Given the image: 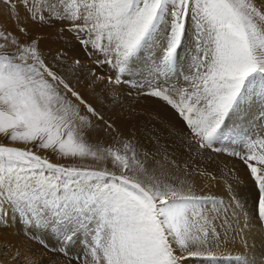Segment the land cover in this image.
<instances>
[{"label": "snow or ice", "instance_id": "obj_1", "mask_svg": "<svg viewBox=\"0 0 264 264\" xmlns=\"http://www.w3.org/2000/svg\"><path fill=\"white\" fill-rule=\"evenodd\" d=\"M41 8L87 37L81 43L103 56L98 63L118 73L110 83L146 72L144 83L128 82L147 85V95L171 105L199 149L243 143L264 221V133L254 132L257 122L264 128V3L40 0L31 4L33 19H43L35 15ZM189 39L185 70L179 53ZM0 40V136L23 145L0 143V218L10 209L62 245L83 235L89 264H218L206 207L214 198L199 195L188 174L148 167L130 140L116 142L122 147L91 143L93 122L80 105L104 117L44 62L37 42L12 39L10 53L9 35L0 31ZM174 77L187 86L169 84ZM28 145L66 160L110 161L112 168L54 163ZM228 259L248 264L243 256Z\"/></svg>", "mask_w": 264, "mask_h": 264}, {"label": "rangeland", "instance_id": "obj_2", "mask_svg": "<svg viewBox=\"0 0 264 264\" xmlns=\"http://www.w3.org/2000/svg\"><path fill=\"white\" fill-rule=\"evenodd\" d=\"M33 2L39 3L40 0H11L10 3L0 0V31L9 35L7 51L16 52V45L11 44L12 39H17L22 44L37 42L44 62L104 117L99 120L88 113L84 105H80L82 114L88 115L92 122L97 120L104 127L107 137L112 139L111 146L122 147V144L116 142L130 140L148 167L159 168L163 164L167 170L181 178L188 174L187 179L199 195L214 198L215 202H209L206 207L209 209L207 215L210 227L218 234L212 246V251L218 257V264H234V259L229 260L228 257L236 256L246 257L248 264H264V221L257 217L260 193L250 170L241 159L242 155L247 154L243 143L226 142L219 146L222 151L199 149L192 141L185 122L171 105L158 97L147 95V85L136 88L128 82L144 83L146 72L140 77L122 76L123 82L120 84L110 83L109 78L114 81L118 73L110 65L98 63L103 60V56L90 45L85 47L81 43V39L87 37L81 33L78 38L77 33L72 30L73 22L51 16L47 8H41L35 13L43 19H33ZM256 2L259 7L264 0ZM4 42L0 40V43ZM192 48L193 43L189 39L179 53L181 67L185 70ZM169 84H174L177 88L187 86L182 77H174ZM68 95L74 103H79L75 97ZM169 95L177 98L173 91H169ZM142 101L157 103L152 106L143 104ZM113 108L117 112L125 111V120L130 121L127 125L131 128L124 124L126 126L123 128L127 127V130L115 129L108 118L112 115L109 110ZM109 124L112 127L109 128ZM254 132L257 135L262 134L264 128L257 122L254 124ZM0 143L23 147L12 145L3 136H0ZM28 147L54 163L92 168L107 166L110 170L112 168L110 161L94 166L86 165L77 160H66L48 150L36 149L32 145ZM4 211L6 215L0 218V237L6 234L22 241L24 245L28 244L26 246L33 251V256L41 254L42 259L45 254L47 257L51 256L55 261L51 264H89L90 257L86 253L83 235L77 237L71 245H62L61 240L50 230H38L28 225L18 213L14 214L7 208ZM6 244L0 241V257L3 255L1 258L5 259L15 256V253L8 251ZM17 261L18 264H30L20 263L18 258ZM0 264L10 262L7 259L0 261ZM42 264L50 263L43 261ZM188 264L198 262L190 260Z\"/></svg>", "mask_w": 264, "mask_h": 264}, {"label": "bare ground", "instance_id": "obj_3", "mask_svg": "<svg viewBox=\"0 0 264 264\" xmlns=\"http://www.w3.org/2000/svg\"><path fill=\"white\" fill-rule=\"evenodd\" d=\"M142 103L143 104H150V105L153 106L157 102L151 104V103H149L147 101H142ZM109 113L112 114V115H109L108 118L111 120V122L113 123V125H114V127H115V129L117 131L119 129H122L123 127H125L127 125V123L128 124L130 123V121L125 120V115H124L125 111H123V110L117 112V109L116 108L115 109L113 108V109L109 110ZM96 121L97 120H95V122H93V129L90 131V135H89L90 142L93 143V144H100V145L105 146V147L111 146L112 145V139L107 137V134H106V131L104 130V127L101 126L100 124H98L97 123L98 121L97 122ZM124 124H126V125H124ZM131 124L133 125L132 122H131ZM133 127L136 128L135 125ZM128 128H131V126H128ZM124 130H127V127ZM124 130L122 132L123 136L125 135ZM77 162H80V163H83V164H86V165H92V166H94L95 164L98 163V162L93 161L91 159H86V160H83V161L77 160ZM110 167H112V166L110 165ZM0 232H1V230H0ZM0 241H2L3 243L4 242L7 243L6 245L8 246L9 249L6 248V247L5 248L8 249V251L10 253H12V254L15 253V256L9 257L10 259L9 258H6L5 259L4 257L1 258L3 256L2 255L0 257V259H1L0 261L1 262H4L5 260L8 259V261L10 262V264H18L17 258L19 259V262L20 263L29 262L30 264H42V262L45 261L46 263H50L51 264V262H55V261H53L54 259L52 260L51 256H49L50 258L47 257V256H45L46 255L45 253H44L45 254L44 255V259H42V256L43 255L41 256L40 253L39 254H40L41 257L40 256H37V255H34V256L31 255V252H33V251H30V249H29L30 247L28 248L26 246L28 244L24 245V243L22 241L16 240L14 238H10L6 234L5 235H2V237H0ZM33 257H34V259H33ZM14 258H16V259H14ZM60 263H61V260H60Z\"/></svg>", "mask_w": 264, "mask_h": 264}]
</instances>
